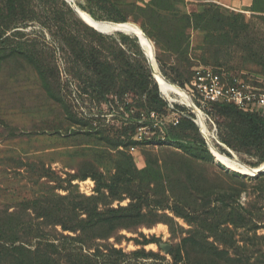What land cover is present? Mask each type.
I'll list each match as a JSON object with an SVG mask.
<instances>
[{
  "label": "rangeland",
  "instance_id": "1",
  "mask_svg": "<svg viewBox=\"0 0 264 264\" xmlns=\"http://www.w3.org/2000/svg\"><path fill=\"white\" fill-rule=\"evenodd\" d=\"M73 2L139 27L151 67L196 107L199 66L264 75V0ZM140 51L131 34L87 26L67 0H0V264H22L24 246L53 264H264L261 144L208 105L199 117L160 93L166 105L148 110L158 104L146 93L95 86L141 71ZM182 119L197 133L168 141ZM198 137L207 152L187 146Z\"/></svg>",
  "mask_w": 264,
  "mask_h": 264
},
{
  "label": "trees",
  "instance_id": "2",
  "mask_svg": "<svg viewBox=\"0 0 264 264\" xmlns=\"http://www.w3.org/2000/svg\"><path fill=\"white\" fill-rule=\"evenodd\" d=\"M108 21L116 22V23H124L125 19L120 18V19H112ZM139 57H140L139 65L141 71L132 74V76L122 81V84H120L112 76L107 75L101 78L97 82V85L95 86L98 89H101L103 91V94H117L119 91H124V90L137 91L140 94L146 93L148 96H150V98H153V100L157 102L159 107V108L152 107L153 102L149 100L148 102L150 105L149 107L150 109L148 110L160 111L161 110L160 108L161 107L163 108L166 105V103L162 100L161 94L158 91V86L154 81V79L152 78L150 69L147 65V58L143 55L141 51L139 52ZM208 107L209 109L210 108L214 109L217 115L220 117L232 118L233 123L228 125V128L236 129V126H238L240 129H243L244 136H246L249 140H253L254 142L261 144L264 151V117H261L254 113H244L238 110L235 106L230 104L210 103L208 104ZM141 126L142 125H138L137 127H141ZM172 129L177 132L175 134H172ZM172 129L169 131L167 130V132L164 135L168 141L180 140L182 138V134L185 132H191L192 134L197 133V128L195 124L193 123V121L189 119H182L177 121L176 125ZM227 137L228 139L224 140L225 144H227V146H232L229 140L230 136L228 135ZM186 144L190 149L201 152H207L205 141L199 139V137L196 139L191 138L189 142ZM263 162H264V152L260 156L257 166H259ZM49 246L55 247L53 243ZM21 249L23 250V255H19V256L22 257L21 260L24 264H53L47 261V260H52L50 258L52 257L51 253L48 255V257H46L45 255H40L39 253L32 251L29 247L25 248L24 246V248L21 247Z\"/></svg>",
  "mask_w": 264,
  "mask_h": 264
},
{
  "label": "built area",
  "instance_id": "3",
  "mask_svg": "<svg viewBox=\"0 0 264 264\" xmlns=\"http://www.w3.org/2000/svg\"><path fill=\"white\" fill-rule=\"evenodd\" d=\"M188 88L190 97L199 103V111H205L210 103L230 104L244 113L264 117L262 74L199 66L194 69Z\"/></svg>",
  "mask_w": 264,
  "mask_h": 264
},
{
  "label": "bare ground",
  "instance_id": "4",
  "mask_svg": "<svg viewBox=\"0 0 264 264\" xmlns=\"http://www.w3.org/2000/svg\"><path fill=\"white\" fill-rule=\"evenodd\" d=\"M68 1L70 2V6H71L72 10L78 16V18L83 23H85L87 26H89L90 28L95 29V31H97L98 33L112 34V33L120 31L121 33L131 34V35L135 36L139 40V43H140L141 47L143 48L145 54L149 57V59L151 58V64H153V63L155 64L154 56H153V49H152L151 43L144 36V34L139 29V27H137L135 24H133L131 22H124L122 24L121 23L120 24L100 23V22H98L99 20L94 19L89 14L80 10L74 4L73 0H68ZM151 68L153 70L152 75L154 77V80H155L157 86L159 87L160 93L162 95H164L166 98H171V96H170L171 94H176L182 98L187 99L188 103H189L188 105H190L198 113L199 117L201 116L200 111L195 106V104L192 101H190L186 92H184V91L178 89L177 87L171 85L170 83H168L162 77V75L155 69V67H151ZM199 123H200V125H202L201 118H199ZM203 132H204V130H203ZM204 135H205V132H204ZM210 149L212 151V154L219 161H221L222 163L227 165L229 168L234 169V170L239 171V172H242L244 174L245 173L252 174L253 172L255 173L256 169H250L244 165H240L236 161H233V160L231 161V160L227 159L226 157L219 155L216 151L212 150L211 147H210ZM259 169H264V163L262 165H260Z\"/></svg>",
  "mask_w": 264,
  "mask_h": 264
},
{
  "label": "crops",
  "instance_id": "5",
  "mask_svg": "<svg viewBox=\"0 0 264 264\" xmlns=\"http://www.w3.org/2000/svg\"><path fill=\"white\" fill-rule=\"evenodd\" d=\"M189 1H197V0H189ZM210 1H213L229 9L248 7L252 2V0H210Z\"/></svg>",
  "mask_w": 264,
  "mask_h": 264
},
{
  "label": "water",
  "instance_id": "6",
  "mask_svg": "<svg viewBox=\"0 0 264 264\" xmlns=\"http://www.w3.org/2000/svg\"><path fill=\"white\" fill-rule=\"evenodd\" d=\"M68 1V0H67ZM69 2V1H68ZM69 4H70V2H69ZM98 22H100V23H112V24H120V23H116V22H110V21H98ZM122 24V23H121ZM95 30V29H94ZM119 33H121L120 31H119ZM138 42H139V40H138ZM140 44V43H139ZM144 52V51H143ZM144 55L149 59V57L145 54V52H144ZM149 65H150V70H152V68H151V58L149 59ZM158 91L160 92V90H159V87H158ZM208 147H209V145H208ZM209 149H210V147H209ZM211 150V149H210ZM212 152V151H211ZM259 173H263V172H259ZM256 174V173H255Z\"/></svg>",
  "mask_w": 264,
  "mask_h": 264
}]
</instances>
